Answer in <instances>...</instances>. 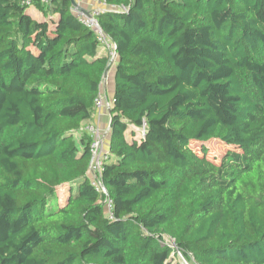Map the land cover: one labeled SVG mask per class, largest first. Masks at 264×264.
<instances>
[{"label": "trees", "instance_id": "trees-1", "mask_svg": "<svg viewBox=\"0 0 264 264\" xmlns=\"http://www.w3.org/2000/svg\"><path fill=\"white\" fill-rule=\"evenodd\" d=\"M105 1L103 193L111 56L71 0H0V264H264V0Z\"/></svg>", "mask_w": 264, "mask_h": 264}, {"label": "built area", "instance_id": "built-area-1", "mask_svg": "<svg viewBox=\"0 0 264 264\" xmlns=\"http://www.w3.org/2000/svg\"><path fill=\"white\" fill-rule=\"evenodd\" d=\"M35 1L47 4L51 0H22V4L31 7L35 5ZM75 1L77 3V6H74V12H76L79 19L85 25L90 27L95 32L96 36L99 39L100 46H102L103 49L106 50L107 54L111 56V60L114 63L117 58L116 44L110 37L107 36V34L99 26V20L97 19V17L100 15L101 12L105 10L117 11L119 7L112 6L108 4V2H106L105 0H90L93 3V7L90 10H85L81 8L79 0ZM94 108V116L97 118H100L103 113H108L109 109L111 108L110 103L109 101H106L102 90L95 101ZM84 125V131H87L92 138V162L88 170V176L89 178H91L93 185L98 191L106 193V188L103 185L101 177L104 162L110 150V142L108 140L109 129H107L104 125H101L99 121H88ZM111 209L112 199L108 195L106 198V213H108L110 216H112ZM178 253L183 257V254L180 250H178Z\"/></svg>", "mask_w": 264, "mask_h": 264}, {"label": "rangeland", "instance_id": "rangeland-1", "mask_svg": "<svg viewBox=\"0 0 264 264\" xmlns=\"http://www.w3.org/2000/svg\"><path fill=\"white\" fill-rule=\"evenodd\" d=\"M30 10H32L30 7H29ZM28 9V10H29ZM103 50V47L101 46L100 47V51ZM116 64V60L115 62L113 63V65ZM112 70V69H111ZM112 76H111V80L112 82H110V88H113V80H114V76H115V72L112 70ZM111 75V74H110ZM101 90H102V85H101ZM138 137H141L142 136V132H143V129H140L138 128ZM128 136L129 138L131 139V135H129V132H128ZM79 138V135L78 137ZM203 145V143H193L192 146L198 150L200 152V147ZM206 147L208 148L209 150V154H208V157L209 158H212V159H215L217 161L220 160L221 156L223 154H225L228 150H234L235 147L233 146H230V145H227V144H224L222 141L218 140V139H210L209 142H206L205 143ZM64 192H66V189L65 190H60V192L58 193H54L52 194L51 198H50V204L52 203H55L58 195L63 198L64 197ZM179 262L181 264H190L186 258H184V256L182 257L179 253L176 254V257L172 259V264H175L176 262ZM196 264V263H195Z\"/></svg>", "mask_w": 264, "mask_h": 264}, {"label": "crops", "instance_id": "crops-1", "mask_svg": "<svg viewBox=\"0 0 264 264\" xmlns=\"http://www.w3.org/2000/svg\"><path fill=\"white\" fill-rule=\"evenodd\" d=\"M81 8L85 9V10H90L93 7V3L90 0H79ZM32 10L29 9V12L32 14V16L37 19V20H43L44 16L43 14L35 7V6H31L30 7ZM100 53H106V50H102ZM115 65H112L109 69H108V73L107 75L104 77L103 82H102V92L104 97L106 98V101H109L110 106L113 104V96H114V84H113V88H110V82H112V70L114 71ZM112 69V70H111ZM111 74V75H110ZM114 83V80H113ZM89 121H99L101 123V125H104L107 129H109V123H110V113L108 111V113H103L102 116H100V118L97 117H93L91 120ZM88 122V121H87ZM86 123V122H85Z\"/></svg>", "mask_w": 264, "mask_h": 264}, {"label": "water", "instance_id": "water-1", "mask_svg": "<svg viewBox=\"0 0 264 264\" xmlns=\"http://www.w3.org/2000/svg\"><path fill=\"white\" fill-rule=\"evenodd\" d=\"M71 2L73 3L74 6H77V3H76L75 0H71ZM107 73H108V72L106 71L105 76L107 75ZM111 112H112V111H111V108H110V109H109V113L111 114Z\"/></svg>", "mask_w": 264, "mask_h": 264}]
</instances>
